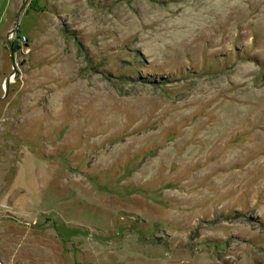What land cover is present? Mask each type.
Returning <instances> with one entry per match:
<instances>
[{
	"label": "rangeland",
	"instance_id": "rangeland-1",
	"mask_svg": "<svg viewBox=\"0 0 264 264\" xmlns=\"http://www.w3.org/2000/svg\"><path fill=\"white\" fill-rule=\"evenodd\" d=\"M13 59L3 264H264V0H0Z\"/></svg>",
	"mask_w": 264,
	"mask_h": 264
},
{
	"label": "water",
	"instance_id": "water-1",
	"mask_svg": "<svg viewBox=\"0 0 264 264\" xmlns=\"http://www.w3.org/2000/svg\"><path fill=\"white\" fill-rule=\"evenodd\" d=\"M18 27V25H17ZM16 27V28H17ZM16 29L11 31L8 35V39H7V46L8 48L10 49V52L12 54V56H14V52H13V49L11 47L12 43L10 41V36H13L15 33H16ZM13 72L6 78L5 80V85H4V90H5V93H4V96L2 98H0V103L3 102L7 97H8V94H9V90H10V84L12 83V77H14V74L17 73L18 71L16 70V63H15V59H13ZM0 264H3L1 259H0Z\"/></svg>",
	"mask_w": 264,
	"mask_h": 264
},
{
	"label": "bare ground",
	"instance_id": "bare-ground-1",
	"mask_svg": "<svg viewBox=\"0 0 264 264\" xmlns=\"http://www.w3.org/2000/svg\"><path fill=\"white\" fill-rule=\"evenodd\" d=\"M12 81H14V78L12 77Z\"/></svg>",
	"mask_w": 264,
	"mask_h": 264
},
{
	"label": "flooded vegetation",
	"instance_id": "flooded-vegetation-1",
	"mask_svg": "<svg viewBox=\"0 0 264 264\" xmlns=\"http://www.w3.org/2000/svg\"><path fill=\"white\" fill-rule=\"evenodd\" d=\"M15 55V54H14Z\"/></svg>",
	"mask_w": 264,
	"mask_h": 264
}]
</instances>
